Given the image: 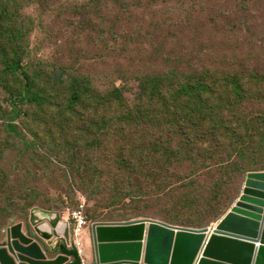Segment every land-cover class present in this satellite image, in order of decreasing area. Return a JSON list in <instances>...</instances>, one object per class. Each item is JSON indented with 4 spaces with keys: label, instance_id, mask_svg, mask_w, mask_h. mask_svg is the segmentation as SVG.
Instances as JSON below:
<instances>
[{
    "label": "trees",
    "instance_id": "obj_1",
    "mask_svg": "<svg viewBox=\"0 0 264 264\" xmlns=\"http://www.w3.org/2000/svg\"><path fill=\"white\" fill-rule=\"evenodd\" d=\"M60 1L66 0H0V235L12 216L26 220L34 206L35 190L24 193L30 165L40 182L55 158L61 159L59 176H72L68 203L77 206L73 192L91 201V222L152 213L176 226H209L231 207L247 173L264 170V65L235 66L231 56L208 65L176 60L162 71L98 85L74 66L34 55L31 35L36 27L45 32L48 12L58 25L63 19L69 26L67 13L76 16L68 8L53 9ZM123 1L135 2L121 4L129 11L146 9L153 0H115ZM256 1L235 0L214 20L217 9L205 5L200 21L227 26L229 34V23L237 26L232 51L242 43L236 20ZM82 16L91 20L94 47L102 23H93L99 17L87 11ZM76 21L71 19L72 27ZM245 36L252 42L255 27ZM16 146L25 165L14 180L5 156ZM6 200L11 203L4 206ZM60 250L71 257L68 264H80L74 248Z\"/></svg>",
    "mask_w": 264,
    "mask_h": 264
},
{
    "label": "rangeland",
    "instance_id": "obj_2",
    "mask_svg": "<svg viewBox=\"0 0 264 264\" xmlns=\"http://www.w3.org/2000/svg\"><path fill=\"white\" fill-rule=\"evenodd\" d=\"M230 1L153 0L146 9L132 7L129 11L123 10L121 4L132 6L134 1H123L120 4H116L115 0L60 1L54 4L53 9L68 8L76 16L71 17L67 13L64 19H69V26H66L63 19L61 25H58L53 23L54 16L48 12L43 17L45 32L35 28L31 35V48L38 58L51 64L57 62L74 66L98 85L107 84L114 79L121 81L123 78L133 79L135 76L162 71L165 66L167 69L174 67L176 60L184 63H198L202 60V65H208L207 61H223L231 56L233 58L229 63H234L235 66L244 61L248 64L264 65V61L259 59L264 60V0H257L256 6L251 8L245 18L236 20L242 28L239 33L243 32L242 43L235 45L232 51L230 42L238 32L237 26L229 23V34L227 26L220 30L213 24L200 21L204 16L205 5H213L217 9L211 12V18L214 20L217 14L224 17L225 7L235 2ZM86 11L99 17L94 19L93 23H102L100 39L94 47H91L89 40V36L93 34L87 23L90 19L82 16ZM72 18L78 20L75 27L71 25ZM221 20L215 21L220 24ZM116 23H119L120 27H115ZM133 23L137 24L138 30ZM249 26L257 30V36L252 42L245 36ZM112 39H116L117 45L113 44ZM72 49L76 51L73 52ZM19 153L20 150L16 146L15 151H8L5 156L8 168L14 172V180L20 178L17 172L24 170V163L18 158ZM49 163V177L42 178L40 182L36 181L34 165H30L32 168L26 176L24 193L29 195L35 190L34 206L29 209L26 220L12 216L11 225L3 229L0 240L5 239L6 230L18 222H23L24 227L28 228L30 212L33 209L57 212L59 216L65 217L68 211L75 209L76 204L73 206L68 203V184L73 185L71 173L69 172L67 180H64L59 176L61 159L55 158ZM78 194L79 192H73L74 203H77ZM63 202L65 204L59 208ZM10 203L11 201L6 200L4 206ZM104 211L107 213L108 209ZM148 216L144 218L163 221V218L152 213Z\"/></svg>",
    "mask_w": 264,
    "mask_h": 264
},
{
    "label": "water",
    "instance_id": "obj_3",
    "mask_svg": "<svg viewBox=\"0 0 264 264\" xmlns=\"http://www.w3.org/2000/svg\"><path fill=\"white\" fill-rule=\"evenodd\" d=\"M212 230V231H211ZM91 251L80 264H264V170L250 171L228 211L208 227L151 218L96 222ZM69 225L57 212L33 209L0 241V264H67Z\"/></svg>",
    "mask_w": 264,
    "mask_h": 264
},
{
    "label": "clouds",
    "instance_id": "obj_4",
    "mask_svg": "<svg viewBox=\"0 0 264 264\" xmlns=\"http://www.w3.org/2000/svg\"><path fill=\"white\" fill-rule=\"evenodd\" d=\"M237 198V197H236ZM90 204V201H87L86 198L84 196H80V193L78 194V197H77V206L75 207V209L71 210V211H68L67 212V216H59L60 218V221L61 222H67L68 225H69V235H70V245L67 246L68 249H72L74 248L76 251H77V254L79 256V259H80V262L81 260H85V256L91 251V246H92V241H91V236H90V227L93 223H96V222H107V221H96V222H91L88 218H87V213H86V209L87 207L89 206ZM80 206H82V208H80ZM77 210H81V214L83 216V219L85 221V224L82 225V227L80 228L79 231L76 230V225H77V222L73 219L72 217V213L74 211H77ZM222 217V216H221ZM136 219H139V218H136ZM220 219V218H219ZM217 219L216 221L218 222ZM132 220V219H131ZM160 221V220H159ZM215 221V222H216ZM215 222H212L210 223L209 226H211V224L213 225V223ZM216 222V223H217ZM215 223V224H216ZM209 226H207L209 228ZM86 231V234L87 236L89 237V251L88 252H83V249L81 247V236L83 234H85V230ZM82 233V234H81ZM6 234V232H5ZM4 240V239H3ZM2 241V240H0ZM64 245V244H62ZM61 245V246H62ZM67 255V254H66ZM69 256V255H68ZM70 257V256H69ZM70 261H71V257H70ZM68 264V263H67Z\"/></svg>",
    "mask_w": 264,
    "mask_h": 264
},
{
    "label": "built area",
    "instance_id": "obj_5",
    "mask_svg": "<svg viewBox=\"0 0 264 264\" xmlns=\"http://www.w3.org/2000/svg\"><path fill=\"white\" fill-rule=\"evenodd\" d=\"M80 208H82V206H80ZM72 217L77 222L76 230L79 231L80 228L82 227V225L85 224V221H84L83 216L81 214V210L74 211L72 213ZM215 223H213V226H214ZM211 228H212V224H211V226H209V229H211Z\"/></svg>",
    "mask_w": 264,
    "mask_h": 264
},
{
    "label": "crops",
    "instance_id": "obj_6",
    "mask_svg": "<svg viewBox=\"0 0 264 264\" xmlns=\"http://www.w3.org/2000/svg\"><path fill=\"white\" fill-rule=\"evenodd\" d=\"M86 231L87 230H85V232ZM87 234L85 233L81 236V247L83 249V252H87V250L89 249V237L87 236Z\"/></svg>",
    "mask_w": 264,
    "mask_h": 264
}]
</instances>
